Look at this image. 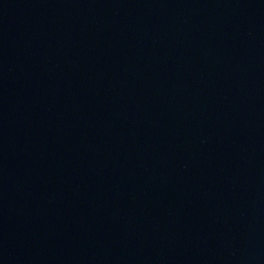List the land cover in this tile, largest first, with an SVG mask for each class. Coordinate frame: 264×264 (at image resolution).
Returning a JSON list of instances; mask_svg holds the SVG:
<instances>
[{
  "label": "water",
  "instance_id": "water-1",
  "mask_svg": "<svg viewBox=\"0 0 264 264\" xmlns=\"http://www.w3.org/2000/svg\"><path fill=\"white\" fill-rule=\"evenodd\" d=\"M0 264H264V0H0Z\"/></svg>",
  "mask_w": 264,
  "mask_h": 264
}]
</instances>
